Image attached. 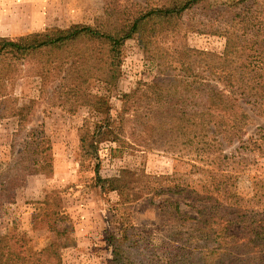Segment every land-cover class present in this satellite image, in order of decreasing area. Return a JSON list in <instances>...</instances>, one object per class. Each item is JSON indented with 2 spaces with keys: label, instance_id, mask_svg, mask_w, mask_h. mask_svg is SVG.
Listing matches in <instances>:
<instances>
[{
  "label": "rangeland",
  "instance_id": "obj_1",
  "mask_svg": "<svg viewBox=\"0 0 264 264\" xmlns=\"http://www.w3.org/2000/svg\"><path fill=\"white\" fill-rule=\"evenodd\" d=\"M1 2L0 25L3 22L10 25L12 20L4 12L12 3ZM146 5V0L22 1L15 23L25 29L0 36L17 38L74 24L94 26L107 9L116 7L128 13ZM240 12H244L245 21L253 19L257 29L264 27V0H207L182 14L172 26L182 31L167 34L160 45L163 50L158 53L165 51L170 55L175 47L184 44L187 48L237 59L238 47L228 41L224 30L239 28L243 18ZM1 15L7 17L6 21ZM194 26L199 30H186ZM122 49L123 62L116 89L93 79L76 96L67 95L65 89L56 87L57 80L50 86L41 82L35 74L34 60L15 63L16 70L3 81L0 258L7 243L25 256L26 263L109 264L113 238H120L125 230L130 238L123 242V247L131 250L132 264H149L150 260L154 264H166L169 257L178 260L184 249L197 251L206 246L205 232L198 229V222L181 221L179 216L161 209L163 200L170 199L179 204L183 213L190 212L189 197L169 193L152 197L145 188L148 183L161 185L163 189L187 184L189 191L206 192L215 184L214 174L208 173L207 166L181 157V147L171 148L169 144L173 142L168 135L158 139L157 126L154 132L140 131L143 127H138L140 119L133 112L135 99L124 101L121 96L132 92L140 83L166 85L170 76L159 74L156 64L147 58L143 38L126 40ZM1 95H6L7 100L2 101ZM79 97H86L90 103L100 98L108 101L116 120L115 131L123 137L118 144L112 141V135L99 144V175L103 179L122 176L128 189L102 190L96 184V161L83 152L81 140L92 134L101 115L89 105L76 104ZM241 104L248 113L243 139L251 146L238 155V143L224 145L231 162L224 169L225 178L244 201L243 209L249 211L247 222L264 223V133L261 131L264 119L254 112L251 104L243 101ZM20 108H29L23 112L22 130L18 124ZM36 137L40 146L25 149L26 141ZM202 195L199 196L206 197ZM190 215L195 214L190 212ZM53 228L62 233L58 238L60 259L44 256L43 261L35 262L39 253L55 240ZM229 259L223 262L229 263Z\"/></svg>",
  "mask_w": 264,
  "mask_h": 264
},
{
  "label": "trees",
  "instance_id": "obj_2",
  "mask_svg": "<svg viewBox=\"0 0 264 264\" xmlns=\"http://www.w3.org/2000/svg\"><path fill=\"white\" fill-rule=\"evenodd\" d=\"M206 1L146 0V7L140 6V9L128 10V13L116 7L107 9L105 16L94 26L74 24L17 38L0 36V88L16 70L15 63L34 60L35 74L41 82L50 86L57 80L56 87L65 89L67 95L76 96L93 79L116 89L125 41L143 38L147 58L156 64L159 74H167L170 80L166 85L140 83L132 92L124 93L121 100L135 99L133 112L140 119L139 126L134 122L144 128L140 131L154 132L157 126L158 139L168 135L169 141L173 142L169 144L171 148L181 147V157L207 166L210 171L207 172L213 173L216 180L206 192L189 191L187 184L173 185L168 189L153 183L146 185L145 189L151 192L152 197L164 193L189 197L187 206L194 216L190 212L183 213L179 204L170 199L163 200L161 209L179 216L181 221L192 219L198 222V229L205 232V247L197 251L184 249L178 260L169 257L166 264H225L223 259L230 256L226 264H264V223L247 222L249 211L243 209L244 201L231 189L224 171L231 163L224 152V145L238 143V155L242 150H250L251 146L243 139L248 113L241 102L251 104L254 112L256 110V114L264 119V27L257 29L253 19L245 21L244 12H240L243 18L239 28L224 30L228 41L238 47L237 59L187 48L184 44L175 47L170 55L165 51L158 53L163 50L160 45L167 34L182 31L179 27L172 28L182 14L193 5ZM186 30L199 29L194 26ZM1 97L2 101L7 100L6 95ZM75 103L89 105L101 115L92 134L81 140L83 152L96 161V184L102 190L128 189V183H124L122 176L103 179L99 175V144L109 140L107 138L111 135L112 141L118 144L123 137L115 131L116 120L111 115L108 101L100 98L90 103L86 97H79ZM25 110L29 108L18 110L20 130L24 129ZM261 131L264 133V129ZM38 138L27 140L25 149H37L40 146ZM201 193L206 197L199 196ZM52 230L55 240L39 253L35 262L43 261L44 256L60 259L58 238L62 233L55 228ZM125 231L120 238H113L109 264H132L131 250L123 247V242L130 238ZM0 259V264H34L26 263L25 256L7 243ZM149 264L154 262L150 260Z\"/></svg>",
  "mask_w": 264,
  "mask_h": 264
},
{
  "label": "crops",
  "instance_id": "obj_3",
  "mask_svg": "<svg viewBox=\"0 0 264 264\" xmlns=\"http://www.w3.org/2000/svg\"><path fill=\"white\" fill-rule=\"evenodd\" d=\"M11 1V5L8 7V9L4 12L6 13V16H9V18H11L12 21L9 22L10 25H6L4 24L5 22H3L2 25H0V35H8V34H13V33H18L16 31L18 30H24L25 28H20L22 26H18L17 23H15L19 18H18V12H19V4L23 1H28V0H10ZM3 2V1H2ZM0 0V4L2 3ZM25 10V8H24ZM24 10L22 12V17L24 15ZM2 18L5 17L3 20L6 21L7 17L4 15H1ZM23 19V18H22ZM14 22V23H13ZM13 24V25H12ZM19 28V29H18ZM21 33V32H20Z\"/></svg>",
  "mask_w": 264,
  "mask_h": 264
}]
</instances>
